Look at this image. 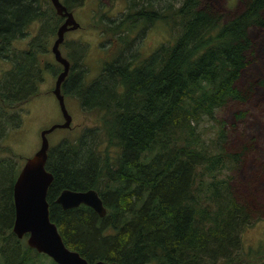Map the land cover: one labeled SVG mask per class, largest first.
<instances>
[{
	"label": "trees",
	"instance_id": "1",
	"mask_svg": "<svg viewBox=\"0 0 264 264\" xmlns=\"http://www.w3.org/2000/svg\"><path fill=\"white\" fill-rule=\"evenodd\" d=\"M61 1L69 10L82 3ZM241 2L227 15L202 0H126V10L104 23L111 57L89 82L87 46L76 40L64 54L63 94L100 121L48 147L46 199L64 243L89 262L264 264V243L252 251L242 242L261 216L233 184L247 145L231 148L215 115L252 91L236 83L249 63V27L264 24V0ZM62 20L50 0H0V56L10 62L0 73V264H58L12 230L22 157L2 139L20 125L19 106L39 93L45 72L61 70L50 43ZM33 24L26 46H11ZM155 24L167 35L141 55L135 36ZM63 188H95L106 213L84 203L63 208L56 201Z\"/></svg>",
	"mask_w": 264,
	"mask_h": 264
},
{
	"label": "rangeland",
	"instance_id": "2",
	"mask_svg": "<svg viewBox=\"0 0 264 264\" xmlns=\"http://www.w3.org/2000/svg\"><path fill=\"white\" fill-rule=\"evenodd\" d=\"M204 1H208L227 15L243 6L241 0H202ZM41 2L46 4L47 0ZM126 5V0H82L80 5L74 7L73 13L80 26L65 33V44H61L60 49L64 55L76 40L87 46L84 54L86 82L97 74L104 56L111 57L109 48L113 35L104 29V23L116 20L120 13L126 10ZM262 15L264 20V12ZM35 30L36 24H33L27 32ZM30 32L21 35V38L13 39L11 46L25 47ZM248 33L252 41L248 52L249 63L236 84L245 90L252 84V91L244 100H229L215 115L224 122L231 148L239 149L242 144L247 145L240 168L234 169L232 174L238 197L247 203L253 213L261 216L242 232L244 248L248 250L252 247L254 251L261 242L264 243V24L250 26ZM166 35L167 33L155 24L146 32L135 36V40L139 39V42L136 41L135 44L134 41L133 45H137L141 55H146ZM113 55L116 56V53ZM9 65L10 62L0 56V73ZM56 75L45 72L44 79L39 83V93L19 106L20 125L10 128L2 139L22 157L21 165L24 157L37 149L40 130L63 120L57 99L52 93ZM64 100L72 117L71 123L69 127H58L47 134L49 146L57 144L63 138H77L83 128L97 126L100 121L96 110L82 109L79 99L73 94L66 93ZM204 126L209 125L204 123Z\"/></svg>",
	"mask_w": 264,
	"mask_h": 264
},
{
	"label": "water",
	"instance_id": "3",
	"mask_svg": "<svg viewBox=\"0 0 264 264\" xmlns=\"http://www.w3.org/2000/svg\"><path fill=\"white\" fill-rule=\"evenodd\" d=\"M50 2L56 13L63 17L50 45L54 59L62 66L56 75L52 93L57 99L63 120L41 129L37 149L31 155L24 157L12 186L15 208L12 230L18 237L25 236L29 246L38 252L45 253L58 264H124L102 259L89 262L77 250L64 243L55 222L49 216L46 193L53 174L45 167L49 147L47 134L58 127H69L72 119L61 90L62 82L69 71L70 61L62 54L60 44L64 41V35L68 30L80 26L73 10L67 9L61 0H50ZM56 201L63 208L84 203L91 206L101 216L106 213V208L95 188H63L57 195Z\"/></svg>",
	"mask_w": 264,
	"mask_h": 264
},
{
	"label": "flooded vegetation",
	"instance_id": "4",
	"mask_svg": "<svg viewBox=\"0 0 264 264\" xmlns=\"http://www.w3.org/2000/svg\"><path fill=\"white\" fill-rule=\"evenodd\" d=\"M68 74V73H67ZM62 90V89H61ZM64 97H65V95H64Z\"/></svg>",
	"mask_w": 264,
	"mask_h": 264
}]
</instances>
